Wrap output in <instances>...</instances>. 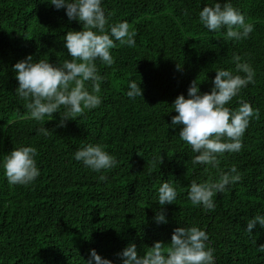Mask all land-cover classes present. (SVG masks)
<instances>
[{
    "label": "trees",
    "instance_id": "16d2710c",
    "mask_svg": "<svg viewBox=\"0 0 264 264\" xmlns=\"http://www.w3.org/2000/svg\"><path fill=\"white\" fill-rule=\"evenodd\" d=\"M212 2L104 0L109 23L127 21L136 33L135 47L116 42L115 63L96 62L104 78L101 105L63 127H56L59 112L46 116L45 137L15 93L13 66L28 55L53 64L71 60L63 37L82 25L48 0H0V162L14 147L32 146L40 169L37 180L23 186L10 185L0 168V264H86L91 249L122 264L118 254L128 245L135 243L138 254L157 241L167 247L182 226L208 233L215 264H264L257 250L264 245V228L257 224L252 235L246 232L250 219L264 215V0H231L254 26L240 41L227 39L226 29L209 32L200 24L199 11ZM235 55L252 66L255 78L229 106L238 108L243 100L259 116L250 120L240 152L219 155V168L194 166L180 128L169 125L177 114L171 105L181 94L187 98L194 80L202 93L210 92L217 69L237 74ZM132 80L143 97H127ZM87 144L104 146L116 167L95 172L76 161L75 152ZM233 165L242 179L214 197V211L191 203L193 180H216ZM165 181L178 196L164 206L168 223L157 224L158 188Z\"/></svg>",
    "mask_w": 264,
    "mask_h": 264
},
{
    "label": "clouds",
    "instance_id": "9594fccd",
    "mask_svg": "<svg viewBox=\"0 0 264 264\" xmlns=\"http://www.w3.org/2000/svg\"><path fill=\"white\" fill-rule=\"evenodd\" d=\"M55 9H65L69 21H78L81 31H68L63 37L64 48L71 60L53 64L48 59L34 60L33 55L18 61L13 71L18 81L16 95L26 101L28 118L41 123L37 134L47 137L50 131L43 125L44 118L61 119L56 127H63L69 119H76L85 110H92L102 103L100 95L103 77L97 69V61L105 66H112L115 59L112 50L120 45L135 47L134 31H130L127 21L109 23V16L103 7L104 0H48ZM187 15V11H185ZM199 22L209 32L226 29V38L240 41L246 39L254 30L251 23H246L245 15L233 6L231 0L221 4L213 0L199 11ZM235 73L231 69L215 70L216 76L211 81L210 92L202 93L200 82H191L187 98L179 95L171 105L177 113L171 118V128L179 127V137L195 155L191 159L194 166L219 168L218 156L224 153H238L243 148V136L252 118H258V110L249 102L240 101L238 108H231L230 102L241 90L254 83L255 71L239 55L233 56ZM180 68V64H177ZM243 73L244 75H240ZM86 82H90L89 86ZM127 97L135 100L143 97V89L135 80L128 83ZM63 109L61 112L60 110ZM172 111V112H173ZM37 149L32 146L14 147L0 162L4 176L10 185L27 186L40 176L35 157ZM74 159L82 162L86 168L95 172L116 167V158L100 144H87L79 148ZM163 164V158L160 159ZM207 171V168H205ZM242 179L237 167L222 172L218 179L209 182L193 180L188 192V199L194 206L202 207L206 212L215 210L214 197L223 193L229 185ZM106 181L107 176L101 175ZM178 196L177 189L169 182H163L158 188V204L154 220L157 224L168 223L164 206L172 204ZM260 225L264 228V215H256L247 223L246 232ZM208 233L197 226L177 227L167 247L157 241L143 254H138L135 243L128 245L118 254L122 264H215L214 249L209 246ZM258 252L264 253V245ZM86 264H114L103 258L95 249L90 250Z\"/></svg>",
    "mask_w": 264,
    "mask_h": 264
}]
</instances>
